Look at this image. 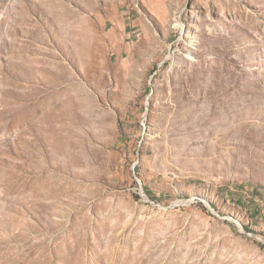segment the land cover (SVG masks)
Wrapping results in <instances>:
<instances>
[{
  "label": "rangeland",
  "instance_id": "rangeland-1",
  "mask_svg": "<svg viewBox=\"0 0 264 264\" xmlns=\"http://www.w3.org/2000/svg\"><path fill=\"white\" fill-rule=\"evenodd\" d=\"M0 264H264V0H0Z\"/></svg>",
  "mask_w": 264,
  "mask_h": 264
}]
</instances>
